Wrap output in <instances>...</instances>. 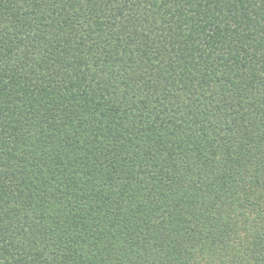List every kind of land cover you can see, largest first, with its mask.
<instances>
[{
	"label": "trees",
	"instance_id": "trees-1",
	"mask_svg": "<svg viewBox=\"0 0 264 264\" xmlns=\"http://www.w3.org/2000/svg\"><path fill=\"white\" fill-rule=\"evenodd\" d=\"M0 264H264V0H0Z\"/></svg>",
	"mask_w": 264,
	"mask_h": 264
}]
</instances>
